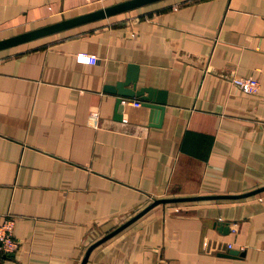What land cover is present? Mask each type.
Listing matches in <instances>:
<instances>
[{"label": "crops", "instance_id": "crops-1", "mask_svg": "<svg viewBox=\"0 0 264 264\" xmlns=\"http://www.w3.org/2000/svg\"><path fill=\"white\" fill-rule=\"evenodd\" d=\"M124 1L0 0V40ZM129 64L166 98L161 127L137 99L116 120L105 88ZM262 188L264 0H163L0 51V225L19 241L0 264H82L157 200ZM87 264H264V192L159 204Z\"/></svg>", "mask_w": 264, "mask_h": 264}, {"label": "water", "instance_id": "water-1", "mask_svg": "<svg viewBox=\"0 0 264 264\" xmlns=\"http://www.w3.org/2000/svg\"><path fill=\"white\" fill-rule=\"evenodd\" d=\"M160 1L163 0H127L87 14L79 15L77 17H73L70 19H64L60 22L51 25H47L38 29H34L25 33L15 35L13 37L0 40V51L17 47L23 44H27L78 26L104 20ZM139 73H140V69L138 65L129 64L127 67V73L125 78L121 81H118L115 85H108L105 88V92L115 95L117 97L115 118L118 121H122L123 111L126 107L125 104L126 101L128 99H137L140 100V102H142L143 107L150 109V116H149L150 126L161 127L167 106L166 98L162 97L163 93H161L160 91H156L153 88L150 87L138 88ZM261 192H264V188L240 196L193 197V198L157 200L152 205L147 207L144 211L139 213L136 217L131 219L128 223L119 227L118 229L106 235L101 240H99L94 245H92L88 249L82 264H87L92 251L96 247L106 242L110 238L114 237L116 234L124 230L130 224L138 220L140 217H142L144 214H146L148 211H150L159 204L201 201V200L221 199V198L238 199V198H245V197L257 195ZM228 254L232 256L239 254V252L235 250H230Z\"/></svg>", "mask_w": 264, "mask_h": 264}, {"label": "built area", "instance_id": "built-area-1", "mask_svg": "<svg viewBox=\"0 0 264 264\" xmlns=\"http://www.w3.org/2000/svg\"><path fill=\"white\" fill-rule=\"evenodd\" d=\"M232 83L246 94L256 95L260 90V83L254 78L234 77ZM135 106H141V103H135ZM15 225L16 219L11 215L0 225V261L19 249V241L15 238ZM229 248L232 246L230 245Z\"/></svg>", "mask_w": 264, "mask_h": 264}]
</instances>
